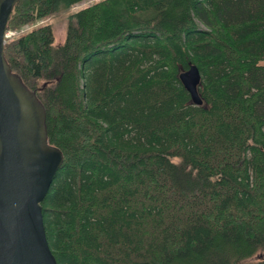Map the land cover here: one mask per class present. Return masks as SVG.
<instances>
[{
  "label": "trees",
  "instance_id": "1",
  "mask_svg": "<svg viewBox=\"0 0 264 264\" xmlns=\"http://www.w3.org/2000/svg\"><path fill=\"white\" fill-rule=\"evenodd\" d=\"M83 1L18 0L6 32ZM4 54L63 154L41 202L58 264H264V0H98Z\"/></svg>",
  "mask_w": 264,
  "mask_h": 264
},
{
  "label": "water",
  "instance_id": "2",
  "mask_svg": "<svg viewBox=\"0 0 264 264\" xmlns=\"http://www.w3.org/2000/svg\"><path fill=\"white\" fill-rule=\"evenodd\" d=\"M18 0H0V264H58L45 233L41 202L63 162L48 142L46 110L4 54L6 27ZM180 80L194 103L199 71Z\"/></svg>",
  "mask_w": 264,
  "mask_h": 264
},
{
  "label": "rangeland",
  "instance_id": "3",
  "mask_svg": "<svg viewBox=\"0 0 264 264\" xmlns=\"http://www.w3.org/2000/svg\"><path fill=\"white\" fill-rule=\"evenodd\" d=\"M95 1H98V0H86V1H83V2L73 6L69 10L61 11L59 13H55V14L49 16L48 18H46L44 20L38 21L36 24L26 25V26L22 27L19 30L8 31V32H6V35L9 36V35H13L15 33H20V32H23V31H26V30L30 29L31 27H33L35 25L41 24L43 22H49V23L53 24L54 34H55V43L56 44H60L64 40L65 17H66V15L69 12H71V11H73L75 9H78L80 7L85 6L86 4H89V3H92V2H95ZM257 257H260V254H258L254 258H257Z\"/></svg>",
  "mask_w": 264,
  "mask_h": 264
}]
</instances>
